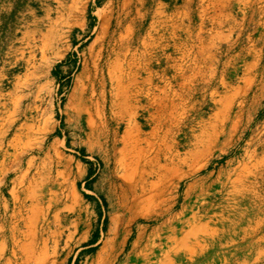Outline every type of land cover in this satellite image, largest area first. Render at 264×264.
Masks as SVG:
<instances>
[{
    "label": "rangeland",
    "instance_id": "rangeland-1",
    "mask_svg": "<svg viewBox=\"0 0 264 264\" xmlns=\"http://www.w3.org/2000/svg\"><path fill=\"white\" fill-rule=\"evenodd\" d=\"M122 2L0 0V208L4 200L10 201L8 191L18 174L10 171L15 164L5 155L12 151L9 143L20 138L17 151H21L29 124L35 125V129L41 127L47 134L44 151L38 154L30 150L23 158L22 167L24 161L31 158L32 168L38 170V181L42 184L39 192L44 196L45 220L38 245L43 248L38 247L36 251L43 264L90 263L102 245L114 210L107 193L111 164L95 140L89 141L74 125L79 86L92 73L93 60L100 48L103 59L111 57L108 53L113 43L126 45L127 42L129 50L139 53L143 47L141 39L154 36L158 45L145 63L153 83L170 86L168 90L174 89L177 93V81L181 82L182 76L187 77V93L174 116L173 152H184L186 146L189 150L200 122L209 121L218 99L213 95L214 89L219 94L223 92L219 79L221 73L226 75L229 71L222 63L230 55L252 48L254 59H259L264 66V0H224L221 3L217 0H143V5L132 0L123 15L118 14ZM110 12L113 16L109 32L103 38L101 24ZM214 36L222 39L211 47L219 62L215 63V74L193 80L196 54ZM260 71L253 87L255 93L264 86V69ZM140 74L146 76L147 71L141 70ZM140 112L137 120L143 124L145 115ZM149 128L145 126L144 130L147 132ZM47 150L49 157H45ZM57 153L71 165L60 192L50 190L55 175L53 158ZM226 160L224 156L212 164L220 166ZM211 166L207 170H211ZM257 169L263 171L255 180L259 199L244 207L250 223L224 228L222 248H209L208 259L194 258L187 264H264V165ZM194 180H188L187 185ZM183 189L184 185L180 193ZM48 199L50 205L46 208ZM180 203L181 200L176 211ZM190 215L187 211V218ZM251 227H257L254 235L247 233Z\"/></svg>",
    "mask_w": 264,
    "mask_h": 264
},
{
    "label": "bare ground",
    "instance_id": "bare-ground-1",
    "mask_svg": "<svg viewBox=\"0 0 264 264\" xmlns=\"http://www.w3.org/2000/svg\"><path fill=\"white\" fill-rule=\"evenodd\" d=\"M131 1L123 0L118 14L129 8ZM112 14L103 17V38L108 35ZM150 29L157 31L155 27ZM216 40L221 41V36L212 37L197 52L193 80L214 76L219 62L211 47ZM141 43L139 53L129 50L127 42L113 43L107 59H103L100 48L92 73L77 92L74 125L89 141L95 140L111 164L107 193L114 208L102 245L88 264H187L194 258L208 259V249L219 248L225 241L224 233L221 234L224 228L250 223L244 207L258 197L255 180L263 171H257V167L264 165V86L257 94L253 87L257 72L264 66L254 59L252 48L230 55L222 63L229 71L226 75L221 73L219 79L223 92L219 94L214 89L213 95L218 99L209 121L200 122L189 150L186 146L184 152H173L174 116L187 93V77L177 81V93L168 90L170 86L153 83L145 63L158 41L149 36L142 38ZM141 70L147 75L141 77ZM206 70L212 71L206 75ZM139 111L145 115L143 124L137 120ZM145 126L150 127L149 131L144 130ZM35 128L29 124L25 130L20 152L17 138L9 141L12 151L5 153L15 164L10 171L18 174L8 191L10 201L1 203L0 264H43L36 251L43 248L38 245L45 220L44 196L39 192L42 184L31 158L22 167L30 150L38 154L44 151L46 131ZM45 155L49 157V150ZM224 156L227 160L223 165L212 164ZM53 162L55 175L50 190L60 192L71 165L60 153ZM209 165L211 170H207ZM192 178L195 180L187 185ZM179 200L180 209L176 211ZM49 205L48 199L46 208ZM255 228L247 233L254 235Z\"/></svg>",
    "mask_w": 264,
    "mask_h": 264
}]
</instances>
